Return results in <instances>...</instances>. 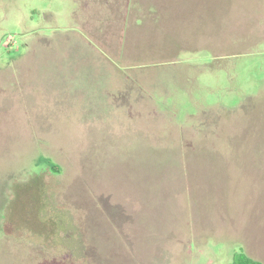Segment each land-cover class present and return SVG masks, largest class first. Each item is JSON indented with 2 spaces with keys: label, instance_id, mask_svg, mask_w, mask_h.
Here are the masks:
<instances>
[{
  "label": "rangeland",
  "instance_id": "obj_1",
  "mask_svg": "<svg viewBox=\"0 0 264 264\" xmlns=\"http://www.w3.org/2000/svg\"><path fill=\"white\" fill-rule=\"evenodd\" d=\"M240 253L264 264V0H0V264Z\"/></svg>",
  "mask_w": 264,
  "mask_h": 264
},
{
  "label": "trees",
  "instance_id": "obj_2",
  "mask_svg": "<svg viewBox=\"0 0 264 264\" xmlns=\"http://www.w3.org/2000/svg\"><path fill=\"white\" fill-rule=\"evenodd\" d=\"M47 167L50 171L56 172L57 168L54 164L47 162ZM49 204V202H46V205H43V208H45ZM51 207H53V204H50ZM66 207V206H65ZM56 209V205L54 207ZM67 213H63L61 216H56L54 220H50V223L48 225V229L50 232L48 233H54V237L52 240V247L53 248H62L65 246V256H69L72 258H78L84 245V240L81 235V232L78 230V226H75V222L73 219V214L68 210ZM65 214V216H64ZM70 216L68 219V226H71L68 228L70 230V233L66 234L67 226L65 225V221L67 219V216ZM47 236V235H46ZM48 241V240H47ZM58 245V246H57ZM228 264H263L261 261L251 258L248 255H245L244 253H240L233 256V260Z\"/></svg>",
  "mask_w": 264,
  "mask_h": 264
},
{
  "label": "crops",
  "instance_id": "obj_3",
  "mask_svg": "<svg viewBox=\"0 0 264 264\" xmlns=\"http://www.w3.org/2000/svg\"><path fill=\"white\" fill-rule=\"evenodd\" d=\"M132 1H135V3H137V2H139V1H141V0H132ZM142 2H143V1H142ZM142 2H141V4H142ZM133 10H135L134 7H133Z\"/></svg>",
  "mask_w": 264,
  "mask_h": 264
}]
</instances>
